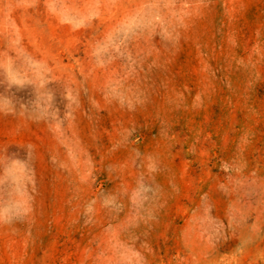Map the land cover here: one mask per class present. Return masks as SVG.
<instances>
[{
    "label": "rangeland",
    "instance_id": "374dc122",
    "mask_svg": "<svg viewBox=\"0 0 264 264\" xmlns=\"http://www.w3.org/2000/svg\"><path fill=\"white\" fill-rule=\"evenodd\" d=\"M0 264H264V0H0Z\"/></svg>",
    "mask_w": 264,
    "mask_h": 264
}]
</instances>
